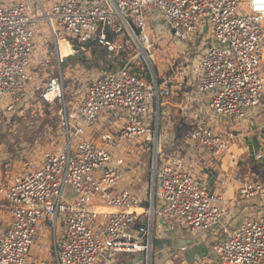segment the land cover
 Instances as JSON below:
<instances>
[{
	"label": "built area",
	"instance_id": "built-area-1",
	"mask_svg": "<svg viewBox=\"0 0 264 264\" xmlns=\"http://www.w3.org/2000/svg\"><path fill=\"white\" fill-rule=\"evenodd\" d=\"M152 13L161 14L182 42L211 31V47L198 62L192 100H205L214 117L236 123L261 104L264 0H249L245 10L241 0H56L47 10L38 0H0V130L11 132L13 114L28 100L31 87L40 107L56 108L61 131L54 148L30 152L20 173L0 179V198L10 215L0 227V264H27L47 225L57 264H112L111 258L121 252L143 253L141 264H153L157 223L168 228L179 223L200 233L220 228V239L211 244L214 264H264V185H241L239 198L255 201L257 208L232 226L224 222L227 206L197 184L179 157L162 158L156 137L168 116L164 100L171 91L161 87L153 71L150 82L134 72L142 69L139 60L153 68L147 30L151 16L146 17ZM40 23L54 43L64 35L55 31L61 28L70 45L73 40L95 43L110 55L132 51L134 58L91 79L71 106L61 61L49 69L44 59L36 64L38 75L28 71ZM105 118H112L111 131L94 134L93 140L83 137L87 127L102 125ZM119 120L124 124L114 129ZM141 137L153 142L145 205L141 194L123 186L129 166L116 154ZM232 138L204 122L190 131L195 147L213 156L226 153ZM100 207L107 211H98ZM142 214L145 221L136 226ZM59 217L62 234L57 237Z\"/></svg>",
	"mask_w": 264,
	"mask_h": 264
},
{
	"label": "crops",
	"instance_id": "crops-1",
	"mask_svg": "<svg viewBox=\"0 0 264 264\" xmlns=\"http://www.w3.org/2000/svg\"><path fill=\"white\" fill-rule=\"evenodd\" d=\"M47 42L48 32L46 26L44 23H40L36 38V50L38 52L35 51L33 62L37 64L44 59H48L47 66L51 69L57 66L58 61L63 62V58L67 55L63 56L59 51V41L55 43V54H53L52 47L45 46ZM65 43L69 46L71 52H74L70 43L67 41ZM175 76V74L173 76V74L165 72L164 78L158 81L162 88L171 91V96L164 100V109L168 114L174 112L172 114L177 115L176 123L180 122L183 126L190 124V128L188 131L182 129V132H178L180 137L173 134L172 140L168 139L169 147L173 155L184 162L186 170L195 177L197 184L203 186L209 195L218 198V202L221 201L227 206L228 214L224 222L230 221L232 226H237L242 219L253 214L257 208L255 201H242L239 198L238 193L241 185L246 181H256L264 185V97L261 104L254 109H250L246 118L240 123L227 118L218 119L207 110L205 100L195 101L190 98L195 93L197 77H186L183 82H180L181 79ZM261 77L264 80V65L261 70ZM198 122L207 123L219 133L229 132L233 135L226 153L213 156L200 152L195 147L190 139V131L191 127ZM152 128L155 129V127ZM7 130L3 132L0 130V133L2 135L6 134L9 131ZM164 143V139H161L162 145L160 144V146L162 147ZM259 156L260 158H258ZM7 159L8 156L3 161L0 159V172L3 174L1 180L10 170L9 166L5 164V161H9ZM138 165L139 168L132 167L135 171H129L127 173L128 177L123 179L122 184L144 197L145 189H147V177L142 169V164ZM7 206L8 204L0 198V214H2L0 227L4 225L5 220L10 219L9 213L5 212ZM98 210L107 211V208L100 207ZM138 212H141V209ZM144 221L145 215L142 214L136 222V226L144 223ZM61 234L62 227L59 236ZM220 234V228L209 233H200L182 228L179 223H176L172 228L157 223L155 237L153 238V264H194L195 262L214 264L215 255L211 250V244L220 239ZM50 236L52 234L49 233L48 238V232L44 231L41 239L35 241L27 264H57L52 237L50 239ZM56 236L58 237V233H56ZM42 243H45L46 246L42 247ZM143 257V253L121 252L116 253L111 259L112 264H141Z\"/></svg>",
	"mask_w": 264,
	"mask_h": 264
},
{
	"label": "rangeland",
	"instance_id": "rangeland-1",
	"mask_svg": "<svg viewBox=\"0 0 264 264\" xmlns=\"http://www.w3.org/2000/svg\"><path fill=\"white\" fill-rule=\"evenodd\" d=\"M248 1L249 0H241L242 10H245L247 8ZM53 2V0H38V4H40V6L46 10ZM34 7L36 9L37 5L35 4ZM147 16H151V18L149 19L150 23L148 22L147 30L151 38V51L153 52L154 56L152 62L153 68L151 69L148 68L149 64L145 65L144 62L139 60L142 67V69L140 70H143V72L145 73V81L150 82L151 71L156 74L158 81L164 78L165 72L171 73L173 74V76L175 74V77L181 79L180 82H183L186 77L192 78L196 76L199 59L203 56V52L211 47V31L209 30L207 33H202L199 35L197 34L189 42H182L173 35L171 30L165 24L161 14L152 13L147 14L146 17ZM53 24L54 27H56L55 22H53ZM55 31H62L64 34L60 37L59 40V51L63 56H67L64 57L62 60L63 62H61V71L64 75L66 100L68 102H71V106H73L77 103L80 96L87 88L90 80L98 76V74L102 73L103 71L108 70L107 68H109V65L105 63H103L102 65L100 64L101 62H97V60L95 61L90 50L88 49H84V52L82 54L86 57V61H71L69 59H66L68 58L69 54L75 56V52L72 54L69 50V46L65 43V41L68 42V39L64 30L61 28H55ZM45 46L50 48L52 47L53 54L56 53L55 43L51 36L50 30L48 32V42ZM36 51L38 52V50ZM111 58H115L109 59L114 66H117V63H121L122 65L124 61L134 58V52L128 51L127 54L117 56L113 55ZM134 62H137V60H135ZM35 65L36 63L31 60V66L28 68V71L34 73L35 75H38V68ZM263 65L264 64L260 65V72ZM48 73L49 72L47 71L46 75H48ZM28 93V100L25 101L23 109L18 113V116H16V120H14L13 125L11 126V132H9L10 134L7 138L9 141H5L2 134L0 133L1 161H3L7 156L8 158L11 157L13 152L10 150L11 148H15L12 160H10L9 158L8 164V161H5L6 165L10 167L9 172L6 174L8 178L21 172L24 158L27 157L30 152L39 154L43 150H50L54 148V138L59 137V133L61 132L60 126L58 124L56 108L52 107V109L50 110H43L44 107H40V104L38 101H36L35 96H32L34 92L31 87ZM56 106H58L57 103ZM172 113L174 112H170L168 116L162 118L156 137L157 144L159 146L161 144V139H164L165 141L164 145L162 147L160 146L159 148L162 151V158H165L166 160L168 156H174L171 148L169 147L170 145L168 144V139L171 141L173 134L178 135L177 137H180V133L178 134V132H182V129L183 131H188L190 128V124H185L186 126H183L182 124H180V122L176 123L177 115H174ZM111 119L112 118H105L102 122V125L97 124L93 127H87L85 129L86 132L83 137L89 140H93L94 134L100 135V133L106 131L107 128L109 131H111L112 125L110 122L108 123V121H111ZM122 124H124V121L119 120L117 122V126L113 128L118 129L119 125ZM151 127L152 126H150V128ZM73 144H76V141H73ZM19 146L22 150L18 148ZM124 146L126 150L122 149V145L120 149H116V154L124 159L125 168L129 166V168L127 169V173H129V171L131 170L135 171V169H132V167L134 168L136 166L137 168H139L138 164L141 163V166H143L142 169L144 171V174L147 177V187H149L148 164L151 156V150L153 149V142L147 143L145 142V138L141 137L138 138L135 142L127 143ZM126 174L125 177H128V174ZM1 177H3V174H1L0 172V179ZM145 190L146 191L143 197L144 205L147 202V189ZM60 228L61 219L59 217L57 231L58 237L60 234ZM45 231L48 232L49 238V233L50 235L52 234L51 229L47 227ZM41 236L42 235H40L37 240H40ZM51 237L52 236H50V239ZM98 264L107 263L106 260H100ZM194 264L199 263L195 262Z\"/></svg>",
	"mask_w": 264,
	"mask_h": 264
},
{
	"label": "trees",
	"instance_id": "trees-1",
	"mask_svg": "<svg viewBox=\"0 0 264 264\" xmlns=\"http://www.w3.org/2000/svg\"><path fill=\"white\" fill-rule=\"evenodd\" d=\"M71 45H72V50L75 52V56H72L71 54H69L68 58H66V59H69L71 61H74V60L86 61V57L84 55H82V54L84 52V49H88V50H90V52H91L92 56L94 57L95 61L97 60V62H101L100 64H102V65H103V63L109 65V68H107L108 70H106V71H113V70H115L116 68H118L121 65V63H117V66H114L113 63L111 62V60H109V59H115V58H111L113 55H110L105 49L101 48L100 46L96 45L95 43H79L78 41H74L73 40L71 42ZM69 50H70V48H69ZM70 52H71V50H70ZM71 53H73V52H71ZM106 71H103L102 73H104ZM134 72L137 75H139L140 77H142L143 79H145V77H144L145 73L143 72V70H140L139 68H135ZM36 100L38 101L37 98H36ZM43 107H44L43 110H46V111H47V109L50 110V108H49V106L47 104H43ZM22 109H23V107H20L18 109V111L13 114L12 121L16 120L17 114L19 112H21ZM6 129L7 128L2 129V132L5 131ZM8 132H6V134L2 135L3 139H5V141H7V138H8L7 135L10 134ZM18 148L20 150H22L20 146ZM10 151H12L14 153L15 152V148H11ZM13 153H12L11 157H9L10 160H12V158H13ZM9 158L7 160H9Z\"/></svg>",
	"mask_w": 264,
	"mask_h": 264
},
{
	"label": "water",
	"instance_id": "water-1",
	"mask_svg": "<svg viewBox=\"0 0 264 264\" xmlns=\"http://www.w3.org/2000/svg\"><path fill=\"white\" fill-rule=\"evenodd\" d=\"M73 53H74V52H73ZM73 53H72V54H73Z\"/></svg>",
	"mask_w": 264,
	"mask_h": 264
},
{
	"label": "bare ground",
	"instance_id": "bare-ground-1",
	"mask_svg": "<svg viewBox=\"0 0 264 264\" xmlns=\"http://www.w3.org/2000/svg\"><path fill=\"white\" fill-rule=\"evenodd\" d=\"M99 211V210H98Z\"/></svg>",
	"mask_w": 264,
	"mask_h": 264
}]
</instances>
